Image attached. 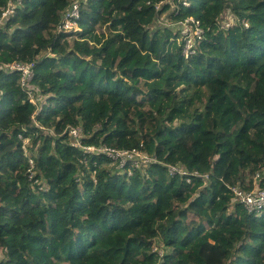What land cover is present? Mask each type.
Returning <instances> with one entry per match:
<instances>
[{"label":"trees","instance_id":"1","mask_svg":"<svg viewBox=\"0 0 264 264\" xmlns=\"http://www.w3.org/2000/svg\"><path fill=\"white\" fill-rule=\"evenodd\" d=\"M73 1L0 26V64L33 63L45 97L0 69V264H264V212L231 190L264 187V0H76L57 33ZM104 146L154 161L128 173Z\"/></svg>","mask_w":264,"mask_h":264},{"label":"built area","instance_id":"2","mask_svg":"<svg viewBox=\"0 0 264 264\" xmlns=\"http://www.w3.org/2000/svg\"><path fill=\"white\" fill-rule=\"evenodd\" d=\"M21 0H9L6 7L1 8L0 11V26L12 16L14 13L15 7L20 3ZM184 5H187V2L182 1ZM79 3L74 0L71 5L65 9L63 12L60 23L57 25L56 32L77 30L76 20L79 16ZM178 29L184 38V47L183 52L186 55H189L193 52V46L196 39H199L202 35L203 28L201 27L198 20L188 17L177 22ZM0 68L5 71H18L20 73V85L23 90L28 94L29 101L35 103L38 101L39 96L35 98V89L31 85V80L33 78V63H24V62H12L7 64L0 65ZM79 128L70 129L69 133L73 138H76L80 133ZM73 145H80L73 140ZM103 150V147H99ZM104 152L107 153L112 158L122 157L126 152L118 153L115 150L104 147ZM88 151L93 150V147H87ZM31 162V160H29ZM181 171L180 169L172 168V171ZM31 177V176H30ZM260 176L257 174L255 176V186L252 189L245 190L239 187H233L232 191L236 195V198L239 202L243 203L249 212H254L256 214H261L264 212V187L258 185Z\"/></svg>","mask_w":264,"mask_h":264},{"label":"clouds","instance_id":"3","mask_svg":"<svg viewBox=\"0 0 264 264\" xmlns=\"http://www.w3.org/2000/svg\"><path fill=\"white\" fill-rule=\"evenodd\" d=\"M9 1V0H8ZM185 1V0H184ZM186 2V1H185ZM8 3V2H7ZM7 3H6V5H7ZM6 7V6H5ZM4 8V7H3ZM16 8V7H15ZM68 8V7H67ZM0 11H1V9H0ZM14 11H15V9H14ZM65 11V10H64ZM63 11V12H64ZM63 12L61 13V18H62V15H63ZM14 14V13H13ZM12 14V15H13ZM231 16V15H230ZM230 16L228 15L227 17L228 18H230ZM11 17V16H10ZM10 17H8V18H10ZM188 18V17H187ZM193 18V17H192ZM195 19V18H194ZM231 19V18H230ZM7 21V20H6ZM5 21V22H6ZM60 21H61V19H60ZM4 22V23H5ZM229 24H230V21H226V26H229ZM245 25H246V23H245ZM2 26V25H1ZM77 27H78V25H77ZM57 28V27H56ZM77 30H79V29H77ZM77 30H69V31H77ZM55 31H56V29H55ZM180 31V30H179ZM61 32H64V31H61ZM57 33H59V32H57ZM184 53V52H183ZM192 53H194V49H193V52ZM192 53H190V54H192ZM184 56L185 57H187L188 55H186L185 53H184ZM13 62H22V61H13ZM10 63H12V62H10ZM24 63H28V62H24ZM5 64H7V63H5ZM0 65H2V64H0ZM1 69V68H0ZM3 70V69H2ZM5 71V70H4ZM18 72V71H17ZM19 84H20V79H19ZM21 86V85H20ZM22 88V87H21ZM25 91V90H24ZM27 94V93H26ZM0 95H1V92H0ZM27 96H28V94H27ZM37 96H39V99H38V101H36L35 103H33L37 108L39 107V104L45 99V97L42 95V94H40V93H35V98H37ZM28 100H29V96H28ZM32 103V102H31ZM77 138V137H76ZM78 139V138H77ZM26 141V140H25ZM77 141H79V139L77 140ZM76 142V141H75ZM79 144H80V141H79ZM87 147H91V146H81V148H83V149H87ZM105 147V146H104ZM108 148V147H107ZM110 149V148H109ZM112 150H115L116 152H118V153H122V152H126V153H124L123 155H122V157H117V158H112V160H115V162H117L118 163V165H119V168H122V169H124L125 170V168H126V170H127V172L128 173H131V171H132V167H136V168H138V167H140L142 164H148L149 162H151V161H154L153 160V158L151 157V156H149L148 154H146L144 151H142V150H140V149H112ZM29 160H31L30 158H28V163L29 164H31V162L29 161ZM122 161H123V163H122ZM172 168H176V169H180L181 171H179V172H177L176 170L175 171H172ZM168 171H169V173L170 174H177V173H179V174H182V175H184L186 172H185V170L182 168V167H178V166H174V165H170L169 166V168H168ZM236 187H239V188H241V189H244V188H242V187H240V186H236ZM233 188V187H232ZM232 188H231V190H232ZM245 190H248V189H245ZM250 213H254V212H250ZM254 214H256V213H254ZM258 215V214H257ZM260 215V214H259Z\"/></svg>","mask_w":264,"mask_h":264},{"label":"rangeland","instance_id":"4","mask_svg":"<svg viewBox=\"0 0 264 264\" xmlns=\"http://www.w3.org/2000/svg\"><path fill=\"white\" fill-rule=\"evenodd\" d=\"M162 17H163V16H162ZM162 17L160 18L159 21L156 20V22H155L156 25H167V24H168V22L165 21V20H163ZM97 31H98V32H104V31H105L104 26H100V27H98V28H97ZM79 137H80V136H78L77 138L79 139ZM26 142H27V141H25V143H26ZM76 144H78V141H76ZM26 152H27V154H29V155H30V153H31V151H29V150H26ZM122 163H123V161H122ZM156 242H157V241H156ZM154 246L157 247V250H158L159 252H162L161 245H160L159 243H158V244L156 243ZM0 256H1V255H0Z\"/></svg>","mask_w":264,"mask_h":264}]
</instances>
